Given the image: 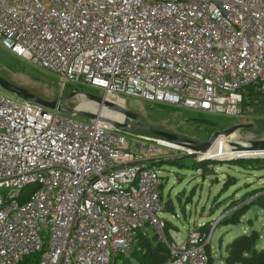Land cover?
Segmentation results:
<instances>
[{
  "label": "built area",
  "instance_id": "2783aa9c",
  "mask_svg": "<svg viewBox=\"0 0 264 264\" xmlns=\"http://www.w3.org/2000/svg\"><path fill=\"white\" fill-rule=\"evenodd\" d=\"M0 44L101 102L127 94L264 124V0H0ZM69 109L0 91V264H122L153 236L164 264H210V234L165 232L152 164L191 143L138 133L128 115L118 126ZM237 152L218 157L264 159Z\"/></svg>",
  "mask_w": 264,
  "mask_h": 264
},
{
  "label": "rangeland",
  "instance_id": "374dc122",
  "mask_svg": "<svg viewBox=\"0 0 264 264\" xmlns=\"http://www.w3.org/2000/svg\"><path fill=\"white\" fill-rule=\"evenodd\" d=\"M0 77L13 85L26 88L45 100H61L69 108L99 112L104 118L118 123L124 122L127 116L119 108L127 109L135 115L129 116L130 118L140 119L153 129L193 141L206 142L216 130L243 123L235 117L215 116L213 121L217 122V125L213 127L189 119L202 116L199 112L175 105L150 102L127 94H120L125 100V104L121 106L115 100L101 102L90 96L101 98L100 90L81 83H70L61 89L57 75L36 68L28 61L3 48L1 44ZM73 88L82 92H72ZM0 91L15 97L13 93L1 86ZM79 93L85 96L81 95V98L77 95ZM77 116L85 121L88 120L83 115ZM259 128L256 126L251 129L240 128L228 137L231 139L235 137L246 142L264 140V128ZM135 131L155 135L145 128ZM131 147L134 148V143ZM187 147L190 150L164 148L163 153L160 154L161 159L152 163L158 169L163 181L162 200L169 202V205L165 206L168 209H164L161 216L177 227L175 230L180 235V239L186 238L193 230L210 234L212 258L210 264H224L227 245L243 233L249 234L251 231H257L259 234L257 248H263L264 207L250 205L236 224H224L223 220L231 216L238 205L248 204L260 193H264V159L253 157L222 161V158L218 156L227 153L225 149L219 150L218 155L209 154L211 157L209 159H201L192 145ZM246 152L257 151L246 150ZM199 163L202 167H197L196 164ZM215 198L219 201L217 204ZM233 202L236 204L232 205ZM223 213L224 215H221ZM115 264H120V258H116Z\"/></svg>",
  "mask_w": 264,
  "mask_h": 264
},
{
  "label": "trees",
  "instance_id": "16d2710c",
  "mask_svg": "<svg viewBox=\"0 0 264 264\" xmlns=\"http://www.w3.org/2000/svg\"><path fill=\"white\" fill-rule=\"evenodd\" d=\"M249 95H252L251 90L249 91ZM255 98L259 100L260 106L263 107V96L255 95ZM196 165H198L197 167H202L200 163ZM218 202V199L215 198V203L217 204ZM234 204H236V202H233L232 205ZM250 205L264 207V193H260L248 204L238 205L232 215L223 220V223L236 224L240 216L248 210ZM171 207L172 205L170 204V208ZM164 209L168 208L164 206ZM170 229H177V227L166 221L165 232L168 233ZM258 239L259 234L255 230L251 231L249 234L243 233L236 236L227 245L224 264H264V247L260 249L257 248ZM140 244L141 250L135 252L130 259H122V264H164L168 256V249L156 238V236H153L151 239L142 237ZM207 250L211 261L210 242L207 244Z\"/></svg>",
  "mask_w": 264,
  "mask_h": 264
},
{
  "label": "water",
  "instance_id": "95a60500",
  "mask_svg": "<svg viewBox=\"0 0 264 264\" xmlns=\"http://www.w3.org/2000/svg\"><path fill=\"white\" fill-rule=\"evenodd\" d=\"M0 86L2 88H4L6 91L13 93V94L17 95L20 98H23V99L38 103L40 105V107L44 111L46 110V108H52V109H58L59 108V101L60 100H52V101L45 100L44 98L36 96L35 94L29 92L26 88H23V87H20V86H16V85H13V84L9 83L8 81L4 80L2 77H0ZM90 96L92 98H94V99L100 100V98H98L97 96H93V95H90ZM119 109H121L123 112H125L128 116H135L133 112H131V111L127 110V109H123V108H119ZM69 111L74 113V114L83 115V116H86V117H89V118H98L101 121H103L105 123H108V124H114V125L122 126V123H118L116 121H112L110 119H106V118L98 116V115H96V114H94L92 112L82 111L79 108H71V109H69ZM189 119L191 121H196L198 123L206 124V125L213 126V127L217 125V122H215L213 120H210V119H206V118L191 117ZM140 127L141 128H145L149 132H151V133H153V134H155L157 136H161L163 138H167V139H170V140H173V141H186V142L191 143L192 147H194L196 149V151H199V156H201V159H209V157L204 156L203 153H206L207 151H209L211 149H214V150H217V151H219L221 149H225V150L226 149H230V150H237V149L264 150V140L247 142L245 144V146H242L239 142H231V143H228V144H225V145H214L212 143V141L216 137V135H218L220 133L229 134L232 131H235V130L240 129V128H251V124H245V123L234 124V125L230 126L229 128H226L225 130H222V131L216 130L212 134L210 139L208 141H206V142L188 140L186 138L177 136V135L172 134V133L156 130V129H153V128L145 125L142 121L140 122ZM263 128H264V124L259 129H263ZM240 147H246V148H240ZM232 159L233 160L234 159H238V157L222 158V161H226V160L230 161ZM164 205L168 206L169 202H165Z\"/></svg>",
  "mask_w": 264,
  "mask_h": 264
},
{
  "label": "bare ground",
  "instance_id": "6f19581e",
  "mask_svg": "<svg viewBox=\"0 0 264 264\" xmlns=\"http://www.w3.org/2000/svg\"><path fill=\"white\" fill-rule=\"evenodd\" d=\"M77 95H79V97H81L82 98V96L81 95H84L85 96V94H83V93H79V94H77ZM101 111V110H100ZM98 114H99V112H98ZM111 115H113V114H111ZM229 135H227V134H225V133H220V134H218V135H216V137L213 139V141H215V143H214V145H225V144H228V140H230L231 139V137H228ZM219 141H228V142H222V143H219ZM242 146H245V144L247 143L246 141H240L239 142ZM240 148H246V147H240ZM230 151V149H226V151ZM243 150H250V149H237V154H239V153H242V152H245V151H243ZM250 151H257V152H248L249 154H257V153H259V152H264V150H260V151H258V150H256V149H253V150H250ZM212 153H214L215 155H218V154H220V152L219 151H217V150H214V149H211V150H209V151H207V153H205V155L206 156H210L209 154H211V155H214V154H212Z\"/></svg>",
  "mask_w": 264,
  "mask_h": 264
}]
</instances>
